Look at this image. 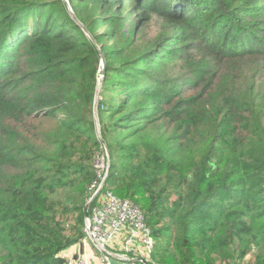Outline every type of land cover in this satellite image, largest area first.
<instances>
[{
    "label": "trees",
    "instance_id": "obj_1",
    "mask_svg": "<svg viewBox=\"0 0 264 264\" xmlns=\"http://www.w3.org/2000/svg\"><path fill=\"white\" fill-rule=\"evenodd\" d=\"M0 0V264H66L100 149L150 264H264V0ZM159 23L157 34L150 29Z\"/></svg>",
    "mask_w": 264,
    "mask_h": 264
},
{
    "label": "built area",
    "instance_id": "obj_2",
    "mask_svg": "<svg viewBox=\"0 0 264 264\" xmlns=\"http://www.w3.org/2000/svg\"><path fill=\"white\" fill-rule=\"evenodd\" d=\"M93 167L95 177L89 186V214L85 218L82 242H94L100 251L102 264H113V256L128 260L130 264H150L148 261L156 245L153 231L147 223L146 214L136 203L118 196L108 187L111 155L107 148L95 155ZM121 234L127 237L126 248L122 253H115L113 243ZM133 245H143L147 257L134 256ZM129 252H133V256H129ZM66 264L89 262L78 255L66 258Z\"/></svg>",
    "mask_w": 264,
    "mask_h": 264
},
{
    "label": "crops",
    "instance_id": "obj_3",
    "mask_svg": "<svg viewBox=\"0 0 264 264\" xmlns=\"http://www.w3.org/2000/svg\"><path fill=\"white\" fill-rule=\"evenodd\" d=\"M126 235L121 234L113 243V250L115 253H122L126 248ZM134 256L139 255L145 257L143 245H133ZM82 255L89 264H102L100 258V251L94 242L87 240L85 242H79L68 249L61 252V256L68 258L69 256ZM129 256H133V252L128 253ZM147 257V256H146ZM113 264H130L128 260L121 259L117 256L112 257Z\"/></svg>",
    "mask_w": 264,
    "mask_h": 264
},
{
    "label": "water",
    "instance_id": "obj_4",
    "mask_svg": "<svg viewBox=\"0 0 264 264\" xmlns=\"http://www.w3.org/2000/svg\"><path fill=\"white\" fill-rule=\"evenodd\" d=\"M66 1L69 3V0H66ZM68 6H69V9H70V12L72 13L73 18L79 23V25L82 27V29L87 34H90L88 32V30L84 27V25L81 22L78 21L77 17L75 16V14H74L71 6H70V3L68 4ZM90 37L92 38L93 42L98 47V50H99V53H100V57H101L100 70H99L100 77H99V83H98V88H97V93H96V101H95V106H94V112H95L97 110V97H98V93H99V90H100V86L102 84V79H103V77L105 76V73H106V58H105L104 52L101 50V47L97 44L96 39L94 37H92V36H90ZM97 122H98V128H100L99 127V121H97ZM98 132H100V129H99ZM103 143H105L104 140H103ZM89 205L90 204L88 202L87 205H86V208H85V210H86V216H88V214H89V212H88L89 211Z\"/></svg>",
    "mask_w": 264,
    "mask_h": 264
},
{
    "label": "rangeland",
    "instance_id": "obj_5",
    "mask_svg": "<svg viewBox=\"0 0 264 264\" xmlns=\"http://www.w3.org/2000/svg\"><path fill=\"white\" fill-rule=\"evenodd\" d=\"M68 6V3L66 0H64ZM69 7V6H68ZM70 10V9H69ZM161 30H164V28L161 29V26L159 23H155L154 26L150 29V34H157L159 31ZM99 77H100V74H99ZM104 78V77H103ZM102 82H103V79H102ZM102 86V84H101ZM101 86H100V90H99V93L101 91ZM99 93H98V97H97V104H98V100L100 99L99 97ZM98 107H97V110L94 112V118H95V122H96V127H97V131H99L100 128H98V122L99 121V115H98ZM97 119V120H96ZM99 127H100V122H99ZM98 139L100 141V149L97 151V153H101V151L104 149V148H107V150L109 151V148L107 146L106 143H103V137L101 136V133L98 132ZM96 153V154H97ZM110 153V152H109ZM252 256H247L245 261L243 262V264H249L250 263V260H251Z\"/></svg>",
    "mask_w": 264,
    "mask_h": 264
}]
</instances>
